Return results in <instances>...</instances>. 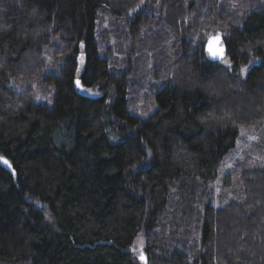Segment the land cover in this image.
I'll use <instances>...</instances> for the list:
<instances>
[{
    "label": "trees",
    "instance_id": "1",
    "mask_svg": "<svg viewBox=\"0 0 264 264\" xmlns=\"http://www.w3.org/2000/svg\"><path fill=\"white\" fill-rule=\"evenodd\" d=\"M244 128L264 157V0H0V264H264V166L215 192Z\"/></svg>",
    "mask_w": 264,
    "mask_h": 264
},
{
    "label": "rangeland",
    "instance_id": "2",
    "mask_svg": "<svg viewBox=\"0 0 264 264\" xmlns=\"http://www.w3.org/2000/svg\"><path fill=\"white\" fill-rule=\"evenodd\" d=\"M259 62H260V60H258V59H251L249 64L244 66L243 69H242L243 77H245L247 75L249 69L252 66H254L255 64H257ZM226 63H228V61H226ZM12 82L14 84L16 81L13 80ZM34 87H35V90H36V93H37V100L38 101H40V102L44 101L45 102V101H49L50 100L51 95L44 94V90H43L44 88H40L37 84ZM46 91H48V88H46ZM85 95H87L89 97H93V98L100 97V94L95 89L87 90L85 92ZM241 131H242V136L245 139V141L241 144L240 149L238 148V150L234 153V155H233L234 160L233 161H228L220 169L219 177H218V179H217V181L215 183V186H216L215 192H216L217 199H218V196H220L222 194V192L226 191L225 189H223V182L222 181H223L225 175L229 174L232 171L233 164H234V161L236 159H241V158H244L245 155H249V156L252 157V159L254 161L253 163H257L258 162V163H260L261 165L264 166V157L261 156V154H256V153L252 152V150L256 146L255 142H257V139H258L257 138V134H256L257 129L254 128V129H251L250 131H248V129L244 128ZM252 132H253V134L251 135ZM255 151H257V149H255ZM261 153H262V151H261ZM232 183H234V181ZM234 186H236V182L234 183L233 187ZM144 244H145V240H144V236L142 234L136 239L135 244H134L133 249H132L133 253L135 255V258L137 260L136 264H144V261H145V255H144V252H143Z\"/></svg>",
    "mask_w": 264,
    "mask_h": 264
},
{
    "label": "water",
    "instance_id": "3",
    "mask_svg": "<svg viewBox=\"0 0 264 264\" xmlns=\"http://www.w3.org/2000/svg\"><path fill=\"white\" fill-rule=\"evenodd\" d=\"M218 37L219 40H220V44L219 45H213L214 47H222L223 48V58H213L210 54H209V51H208V48H209V41L210 39L212 38H216ZM204 54H205V58L209 61V62H212V63H219V62H223L227 59V45H226V42L223 38L222 35L220 34H217V35H213L211 37L208 38V40L206 41L205 43V47H204ZM76 87L80 90L81 93H84L85 92V89L80 85V80H77L76 81ZM5 160L2 159V162L4 164V167L6 168V170H8L11 174H14V171L11 167V165L7 162L5 163L4 162Z\"/></svg>",
    "mask_w": 264,
    "mask_h": 264
},
{
    "label": "snow or ice",
    "instance_id": "4",
    "mask_svg": "<svg viewBox=\"0 0 264 264\" xmlns=\"http://www.w3.org/2000/svg\"><path fill=\"white\" fill-rule=\"evenodd\" d=\"M220 44V40L218 37L216 38H212L209 41V54L213 57V58H223V48L222 47H214L213 45H219ZM5 163H7V161H4Z\"/></svg>",
    "mask_w": 264,
    "mask_h": 264
},
{
    "label": "bare ground",
    "instance_id": "5",
    "mask_svg": "<svg viewBox=\"0 0 264 264\" xmlns=\"http://www.w3.org/2000/svg\"><path fill=\"white\" fill-rule=\"evenodd\" d=\"M146 257V256H145Z\"/></svg>",
    "mask_w": 264,
    "mask_h": 264
}]
</instances>
